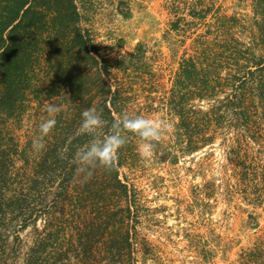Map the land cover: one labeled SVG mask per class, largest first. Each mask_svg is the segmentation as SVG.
Masks as SVG:
<instances>
[{
    "label": "trees",
    "instance_id": "16d2710c",
    "mask_svg": "<svg viewBox=\"0 0 264 264\" xmlns=\"http://www.w3.org/2000/svg\"><path fill=\"white\" fill-rule=\"evenodd\" d=\"M114 1L128 17L121 8L126 0ZM85 2L0 0V140L1 120L21 112L29 91L59 100L57 123L34 164L31 190H39L42 182L59 173L61 192L52 200L49 195L0 198L1 220L16 214V219L24 216L22 222L27 223L37 212L47 211L45 226L37 229L25 264H96L98 258L103 264H134L136 188L125 171L133 169L140 141L127 134L114 169L97 168L85 182L74 162L76 152L92 139L80 131L84 110H97L103 121L98 131L103 135L118 115L148 117L164 107L178 121V145L190 154L214 145L226 123L237 130L238 141L242 127L253 126L256 113L264 126V0H254L261 17L255 22L256 50L244 49L245 43L226 25L224 19L230 22L235 17L221 16L215 33L208 25L206 33L194 39L191 53L185 51L162 105L154 95L158 83L147 47L140 43L115 61L102 54L84 25ZM172 9L176 19L170 29L183 36L185 17L180 16L179 5L173 3ZM189 9L192 17L203 21L211 13L195 5ZM8 159L12 157L0 146V179L6 178ZM26 211H31L29 216Z\"/></svg>",
    "mask_w": 264,
    "mask_h": 264
},
{
    "label": "rangeland",
    "instance_id": "374dc122",
    "mask_svg": "<svg viewBox=\"0 0 264 264\" xmlns=\"http://www.w3.org/2000/svg\"><path fill=\"white\" fill-rule=\"evenodd\" d=\"M85 1L84 25L102 54L115 61L140 43L147 47L158 83L154 95L161 98L156 101L161 105L185 51L191 53L194 39L205 34L208 25L213 31L221 16L235 17L230 22L224 19L226 25L233 27L234 36L245 43L244 49L253 50L259 32L255 22L261 18L254 0H126L121 8L128 17L114 0ZM173 3L185 17L183 36L170 29L176 19ZM194 5L208 8L211 13L206 21L190 15ZM115 74L122 76L118 70ZM34 94L28 92L18 115L1 120L0 146L12 157L6 178L0 179V198L3 195L6 200L47 195L52 200L61 192L59 173L42 182L39 190H31L34 164L42 150H35L33 141L39 136V125L49 118L46 106H58L59 101L43 92ZM255 115L249 130L242 127L239 141L237 130L226 123L214 145L194 154L178 145V121L164 107L148 115L172 128L155 142L150 159L138 156L133 169L125 171L136 188L132 198V224L138 232L133 237L134 264H264V126H260V114ZM52 132L44 137V146ZM46 212L35 213L27 223L22 222L24 216L16 219V214L0 218V264H25L37 229L45 226ZM97 261L103 264L99 258Z\"/></svg>",
    "mask_w": 264,
    "mask_h": 264
},
{
    "label": "clouds",
    "instance_id": "9594fccd",
    "mask_svg": "<svg viewBox=\"0 0 264 264\" xmlns=\"http://www.w3.org/2000/svg\"><path fill=\"white\" fill-rule=\"evenodd\" d=\"M45 111L48 114L39 125V136L33 141V148L43 149V139L56 126V119L52 118L59 111V107L50 103ZM80 131L92 136V139L82 151L75 154L74 162L78 165L77 171L87 182L94 175L97 168L111 171L118 159V151L127 143V134H134L139 138V156L141 159H150L155 142L161 140L164 132L172 125L163 120H154L141 115L130 116L127 113L116 116L106 134L101 135L99 129L103 121L95 108H88L81 113Z\"/></svg>",
    "mask_w": 264,
    "mask_h": 264
}]
</instances>
